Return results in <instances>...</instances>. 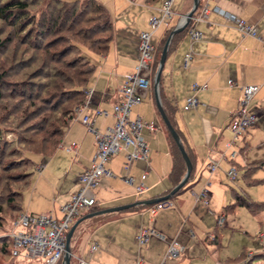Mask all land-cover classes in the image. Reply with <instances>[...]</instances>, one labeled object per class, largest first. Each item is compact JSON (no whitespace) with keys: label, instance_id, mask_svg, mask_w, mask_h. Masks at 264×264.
<instances>
[{"label":"crops","instance_id":"0c3cea01","mask_svg":"<svg viewBox=\"0 0 264 264\" xmlns=\"http://www.w3.org/2000/svg\"><path fill=\"white\" fill-rule=\"evenodd\" d=\"M100 1L113 16L115 37L105 54L93 52L90 55L97 64L89 85L94 88L91 104L77 113L55 152L49 157L41 156L27 191L28 203L23 204L21 212L50 213L63 217L62 206L79 187L78 177L90 167L97 151L95 134L79 117L99 108L109 113L95 115L96 128L104 131L115 123L113 107L122 97L120 87L125 75L136 69L140 33L150 29L149 18L157 12L154 7L161 4V0L153 3V6L147 5L145 0ZM200 2L196 15L206 5L211 11L208 19L193 20L191 27L203 31L205 36L192 41L189 31L183 32L175 48L168 54L162 73L164 91L175 107L172 118L195 161V177L187 188L172 197L176 202L174 206L161 209L155 216L149 212L148 204H140L82 220L76 227L72 242L74 259L81 257L91 264H139V260H143L144 264H234L233 260L243 259L245 252H248L246 264L256 257L264 259L261 256L264 253V210L259 214L252 212L259 222L257 235L249 227L241 228V224L238 227L240 213L223 211L225 205L236 204L238 193L264 202V198L253 196L252 190L251 194L245 190L247 186L243 187L242 193L236 186L227 183L231 181L227 172L234 163L230 154L232 150H237L235 162L239 170L235 180H239L243 172L248 187H257L258 192L264 191V0ZM174 5L169 24L161 25L152 35L155 49L166 38L168 29L176 27L192 9L194 0H175ZM215 6L255 24L258 27L257 35L244 34L232 21L215 11ZM189 51L193 52V56L185 67L184 59ZM247 83L260 85L250 106L258 113V120L241 141L238 139L233 147H228L227 143L233 138L229 123L238 107L242 86ZM195 84L199 85L197 89L194 88ZM191 94L198 97L199 104L194 109L186 110L184 105ZM137 115L157 124L154 131L144 129L149 159L134 161L131 170L134 182L129 183L124 179L123 162L127 149L123 147L107 162L114 175L102 177L95 190L96 206L81 217L104 208L166 195L169 191L173 156L155 92L149 89L144 99L132 106L131 117ZM73 143L76 146L70 149ZM116 156H119L118 163ZM212 161L219 164L214 171L208 166ZM146 167H149L145 178L147 188L139 192L136 185L141 181ZM204 173L208 175L204 177ZM203 177L206 178L205 185L197 189ZM213 185L217 188H212ZM205 187L209 190L207 203L203 198L199 199ZM228 192L235 201L226 204ZM142 227L155 228L165 237L152 236L148 243L141 245L137 235ZM254 236L258 242H250L249 238ZM85 239L89 241V256L86 249L81 251ZM174 239L184 245V250L178 256L168 257L169 245ZM94 243H98L99 247L92 250ZM231 247L237 248L238 254L221 258V251Z\"/></svg>","mask_w":264,"mask_h":264},{"label":"trees","instance_id":"16d2710c","mask_svg":"<svg viewBox=\"0 0 264 264\" xmlns=\"http://www.w3.org/2000/svg\"><path fill=\"white\" fill-rule=\"evenodd\" d=\"M43 1L0 0V18L23 31H27L25 25L28 22V26L32 27L31 32L28 34L32 35L34 29H36V37L38 39L43 38V40L40 42L35 40L37 42L35 45L47 53L45 59H41L43 66L41 67L42 69L40 68L41 70L39 69L40 71H36V78L30 79L26 84L20 83L21 91H17V88L14 87H8L10 82L7 80L9 78L8 71L5 69L0 71L1 109L7 106H3V103H1L2 100H6L7 96H9L7 99H13L16 96L21 97L23 104L26 102L31 106L32 104L34 105L32 102H36L39 99L42 100V103H36L40 113L37 111L35 117L42 115L40 121L34 127L28 125V127L21 129L19 127L21 121L18 124L15 123V118L18 117V114L14 113L15 111H23L25 115L30 110L29 108L21 110L23 104L19 101L14 103V106H16L14 111L10 109L6 116L3 113L0 114V169L2 168L6 172V174L2 173L0 175V185L3 184V179L7 180L3 188H1V191H6L7 197L2 201L0 200V227L4 226L5 221L14 218L17 213H21L23 210L24 193L31 186L32 176L38 163L28 153L34 152L49 157L55 152L71 122L75 119L78 109L86 101L87 89L97 69V64L90 58V55L93 52L105 54L115 37L113 16L100 0H48L47 3L41 6ZM156 1L158 0H145L147 4H153ZM37 6L39 11L36 12L38 14L36 12L32 13L30 11L32 7ZM192 22L193 20L190 21L184 31L173 36L169 53L175 48V43L180 39L182 33L190 31ZM172 29H168L166 38L159 43L154 52V58L151 63L152 85L150 90L152 93L155 92L154 77L159 67L161 54ZM57 31L63 32L60 33V37L44 39L48 33L51 34ZM65 31L67 33H64ZM42 41H45L44 45H42ZM62 41L65 43H62ZM60 45L61 47L58 48ZM32 58L36 57L33 54L28 55L21 61V66L27 68L31 65L30 61L35 60ZM162 80L163 76L160 85L163 105L175 126L172 118V112L175 107L164 91ZM5 91L6 93H4ZM33 112H36V109ZM161 118L169 133L173 156V166L169 174L172 184L167 192L169 193L184 177L187 171V164L162 115ZM12 120L18 127L11 129L15 135L13 139H9L6 134L7 128L2 125L4 122ZM175 128L177 129L176 126ZM30 129L35 130L31 136L28 134ZM187 151L193 162V171L188 182L174 194L175 197L187 188L195 177V161L188 149ZM231 159L234 161L233 166L239 170L235 157ZM10 181L20 182L19 186L10 184ZM237 204L246 206L254 214H259L264 210V202L255 201L244 194L238 193L236 204L225 205L223 211L226 213L227 210H233ZM95 206L96 204L93 208ZM76 232L77 229L72 237V242ZM4 239L0 245V250L12 255V240L9 236L4 237ZM261 256L264 257V253ZM61 263L62 261L59 262V264Z\"/></svg>","mask_w":264,"mask_h":264},{"label":"built area","instance_id":"2783aa9c","mask_svg":"<svg viewBox=\"0 0 264 264\" xmlns=\"http://www.w3.org/2000/svg\"><path fill=\"white\" fill-rule=\"evenodd\" d=\"M175 0H163L159 13H153L149 18V30H143L140 33L138 41V62L134 72L127 73L120 87L121 99L114 104V114L116 121L113 125L108 126L104 131L94 126L95 115L103 113L108 115V110L96 108L92 113L82 114L79 119L93 132L96 137L97 151L94 154L92 163L89 168L83 171L79 177V187L72 193L71 198L62 206L64 211L63 217L59 218L53 214L47 213H31L21 212L16 219L13 220L14 229L7 235L12 240L11 252L14 257H24L30 260H41L42 264H59L62 261L65 250L67 233L73 223L81 217L85 212L90 211L96 204L97 198L95 190L100 185L103 176L114 175L113 171L107 167V162L117 154L123 147L127 149L126 159L123 162L125 170L124 179L134 182V176L131 173L134 161L149 159V146L145 139L144 129L151 131L157 129V124L152 121H146L142 116L137 115L131 117L132 106L140 103L145 93L151 88V63L154 58L155 47L151 41L153 33L163 24H168L172 13ZM214 10L224 15L232 21L244 34L257 35L258 27L246 21L237 14L215 6ZM211 8L207 5L201 10V14L196 20L208 19ZM192 41L201 39L205 36L204 32L192 28L190 30ZM193 56V52L189 51L184 59V66L187 67ZM199 85L195 84L194 88ZM260 85L257 83H247L242 86V94L239 99L238 107L229 123V127L233 133V138L227 143L228 147H233L236 141L243 137L247 130L255 125L258 120V113L250 108L251 100L258 92ZM94 95V88L87 89L88 99L81 108L91 104ZM199 99L195 94L187 97L184 108L186 110L194 109L198 106ZM81 108L77 113H80ZM76 143L69 146L70 149L75 148ZM238 151L232 150L230 157L237 156ZM215 161L209 162L208 166L211 171L218 167ZM149 167H146L142 175L141 181L136 185L139 192L144 191L147 186L145 178L147 177ZM238 170L232 166L227 175L229 179L237 178ZM209 190L205 187L199 199L208 202ZM173 199H166L154 202L149 205V212L152 216L157 215L159 211L168 206H174ZM222 222V218L220 219ZM152 236L164 238L165 236L155 228L142 227L137 235V240L141 245L148 243ZM99 247L98 243L92 245V250ZM184 250L177 239H174L167 252L168 257L178 256ZM76 264H91L84 258L78 257ZM139 264H144L143 260H139Z\"/></svg>","mask_w":264,"mask_h":264},{"label":"rangeland","instance_id":"374dc122","mask_svg":"<svg viewBox=\"0 0 264 264\" xmlns=\"http://www.w3.org/2000/svg\"><path fill=\"white\" fill-rule=\"evenodd\" d=\"M47 2H48V0H44L41 6H43V4H45ZM162 3H163V0H161L160 6L154 7V8L157 9V12H155V13H159ZM147 5L153 6V4H147ZM173 6H175V5H173ZM37 9H38V6L37 7H32V9L30 11L32 13L36 12V11H39V9L38 10ZM197 11L198 10H196V12ZM113 12H114V9H113ZM36 14H38V12H36ZM173 14H174V9H173V13H172L171 18L173 17ZM200 14H201V11H199L198 15H193L191 20H196V17H198ZM203 20H205V19H203ZM25 27H26L27 31L20 30V28L15 27V25H13V24L9 23L8 21L0 18V71L2 69H5V70L8 71V77L9 78L7 80L10 81L8 87L17 88V91H21L22 87L20 86V83L21 84H23V83L26 84L28 81H30V79H35L36 78V73H37L36 71H38L43 66V61L41 59L42 58L45 59V57L47 56V53L45 52V50L43 51L40 47H37L35 45V43L40 42L41 40H43V38L38 39V37H36V35H35V30L36 29H34V32L32 33V35L28 34V33L31 32V29H32V27L30 28L28 26V22L25 25ZM60 33H63V32H58L57 31V32H53L51 34L48 33L49 35L47 34L46 38H44V39L47 40L50 37H53L55 39L56 37H60ZM64 33H67V32L65 31ZM8 39H9V41H8ZM45 41H42V45H44ZM62 43H65V42L62 41ZM61 45L58 46V48L61 47ZM31 54H33L36 57V58H32V59H35V60L30 61L31 65H29L27 68H23V66H21V61L24 58L28 57V55H31ZM4 93H6V91ZM5 95H7V94H5ZM7 97H9V96H7ZM7 97L5 98L6 100H2L1 101V103H3V106H5V105H7V106L4 109L0 108V114L3 113V114H5V116H6V113H8V111H10V109L12 111H14V107H16V106H14V103H16V101H19V102H21V104H23V102H22L23 100H22L21 97L16 96L13 99H7ZM87 99H88V97H86V100ZM252 100H251V103H250L251 107H252V102H253ZM32 103H34V105L32 104V106H31L30 104L25 102L23 104V107L21 108V110L29 108L30 109L29 113L26 112L25 115H24L23 111H21V112H16L15 111L14 112V113H16V115L18 114V117L15 118V120L17 121V122L15 121V123L18 124L21 121V123H19V125H20L19 127L21 129H24L26 126L28 127V125L31 126V127H34L40 121V118H41L42 114L39 115L40 117L39 116L35 117V115L37 114V111H38V113H40L39 109L37 108L38 105L36 103L40 104V103H42V100L39 99L36 102H32ZM35 109H36V112H33ZM0 117H1V115H0ZM15 123L12 120V121L4 122V124L2 125L5 128H7L6 134H7V137L9 139H13V137L15 135L12 132L11 129H13L14 127H18ZM8 128H10V129H8ZM33 131H35V130L34 129L33 130L32 129L28 130V134L30 136L33 135ZM241 139H242V137L240 138L239 141H241ZM28 154L36 161H40L42 159L41 158V156H42L41 154H36L34 152H29ZM118 158H119V156L115 157L116 163L119 162ZM35 170H36V168H35ZM206 170H208V169H206ZM2 173L6 174V172L1 168L0 169V175ZM205 175H208V174L204 173V177H205ZM204 177L201 180V182L198 183V185L196 186L197 189L200 188V187L202 188L205 185L204 182L206 181V178H204ZM6 181L7 180L3 179V182H2L3 184L0 185V200L1 201L4 200L7 197V195L5 194L6 191H4V192L1 191V188H3V186L5 185ZM9 183L10 184H14L15 186H19L20 182L15 183L13 181H10ZM227 183L230 184L233 187L236 186L239 189V192H242V193H244L243 187L247 186L248 189L245 188V190H248V192L250 194H251L250 190H252L253 191L252 192L253 196H259L260 198H264V191L258 192V188L257 187H255V188L253 186H249L248 187V185H246L247 183H246V181L243 178V172L240 173L239 180H231V181H228ZM213 187L217 188V186H215V185H213L212 188ZM224 187L226 188V186H224ZM209 189H210V186H209ZM27 191H28V189L24 193L23 204L25 202H26L25 204L28 203ZM7 192H8V190H7ZM180 197L182 199H184L185 201L189 202V200H187V198H183L182 195ZM227 197H228V199L226 201V204L235 201L233 195H231L230 192L227 193ZM253 199L256 200V198H253ZM227 213H240L239 217L237 218L238 227L240 226L239 224H241V225L245 226V227L242 226L241 228L249 227L250 230H253V234L254 235L259 234V231H258L259 222H258V220L257 221L255 220V219H257L256 218L257 216L252 214V212L246 206L245 207L244 206H240V205L236 206L235 209L228 210ZM19 214L20 213H17L16 214L17 216H15L14 218H10L8 221H5L4 222V226L0 227V245L5 240L4 237H7L8 236L7 234L14 229V225H13L12 222H13L14 219H16L18 217ZM47 214H50V213H47ZM253 220H254V223H253ZM249 240H250V242H258L257 241L258 239L255 236H254V238H252V237L249 238ZM239 247H241V246H239ZM239 247H238V252H240L239 251L240 250ZM83 249H86V252H87V255H88V252H89V241L87 239H85L83 241L82 245H81V251ZM82 252H80V253H82ZM86 252L83 253L84 256L86 255ZM236 254H238L237 253V248L235 249V247H231L229 249H224V250L221 251V258H226L227 256L235 257ZM247 254H248V252L246 253V256H247ZM246 256L243 259L238 260V261L237 260H233V263L234 264H246V259H245V258H247ZM77 260H78L77 258L74 259V256H72V264H76ZM42 263L43 262L41 260H38V259L30 260V259H27V258H24V257H17V256L14 257L12 255H9V253L2 252L0 250V264H42ZM250 264H264V259L256 257L255 259L252 260V262Z\"/></svg>","mask_w":264,"mask_h":264},{"label":"water","instance_id":"95a60500","mask_svg":"<svg viewBox=\"0 0 264 264\" xmlns=\"http://www.w3.org/2000/svg\"><path fill=\"white\" fill-rule=\"evenodd\" d=\"M199 3L200 0H194V5L192 7V9L187 12L183 19L181 20V22L174 27V29L171 31L168 40L164 46V49L162 51L161 54V58H160V63H159V67L158 70L155 74L154 77V89H155V94H156V98H157V104H158V108L160 110V113L168 127V129L170 130L171 134L173 135V137L175 138L181 153L183 154L186 164H187V171L184 175V177L182 178V180L176 185L174 186L171 191L166 194V195H162L159 197H154L151 199H143V200H139L133 203H128V204H122V205H117V206H113V207H108V208H104L101 210H97L91 213L86 214L85 216L81 217L80 219H78L70 228V230L67 233V241H66V250L62 259V263L61 264H72V256H73V250H72V237L74 235V232L76 230V227L79 225V223L84 220L87 217H91L94 215H98V214H102V213H107V212H111V211H116V210H122L125 208H129L131 206L134 205H140V204H152L154 202H158V201H162V200H166L169 199L170 197H172L182 186H184L186 184V182H188L190 175L193 171V162L188 154V151L186 149V146L183 142L182 136L179 133V131L175 128V126L173 125L172 121L170 120L164 105H163V101L161 98V93H160V85H161V78H162V73H163V69L165 67L166 61H167V57H168V53H169V47L170 44L172 42L173 36L184 31L186 29V27L188 26V24L190 23L193 15L195 14L196 10L199 7Z\"/></svg>","mask_w":264,"mask_h":264}]
</instances>
